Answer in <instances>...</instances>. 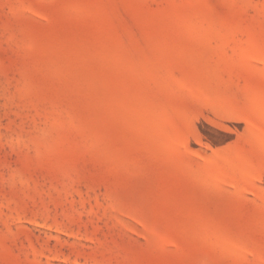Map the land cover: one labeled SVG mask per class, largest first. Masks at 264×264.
<instances>
[{"label":"rangeland","instance_id":"1","mask_svg":"<svg viewBox=\"0 0 264 264\" xmlns=\"http://www.w3.org/2000/svg\"><path fill=\"white\" fill-rule=\"evenodd\" d=\"M0 264H264V0H0Z\"/></svg>","mask_w":264,"mask_h":264}]
</instances>
